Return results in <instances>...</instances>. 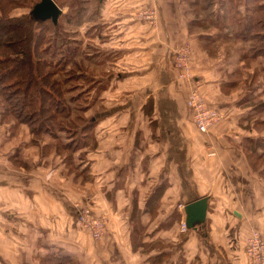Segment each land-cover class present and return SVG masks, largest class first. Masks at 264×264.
<instances>
[{
	"label": "crops",
	"instance_id": "1",
	"mask_svg": "<svg viewBox=\"0 0 264 264\" xmlns=\"http://www.w3.org/2000/svg\"><path fill=\"white\" fill-rule=\"evenodd\" d=\"M83 2L94 10L78 12L84 35L71 39L92 47L114 71L101 74L98 66L93 74L100 107L90 140L71 151L70 164L62 162L68 154L20 147L9 162L39 181L26 177L22 188L24 179L15 178L10 190L0 179V210H29L26 226L36 248L40 242L78 264H249L247 236L257 229L264 237V155L258 148L264 118H250L231 60L215 52L227 41H213L186 0ZM152 7L159 10L154 23L140 15ZM185 42L194 78L179 79L173 58ZM192 91L224 115L208 134L191 121L186 97ZM256 96L264 99V86ZM200 199L206 200L203 222L182 232L184 208ZM75 204L105 217L101 239L75 227Z\"/></svg>",
	"mask_w": 264,
	"mask_h": 264
},
{
	"label": "rangeland",
	"instance_id": "2",
	"mask_svg": "<svg viewBox=\"0 0 264 264\" xmlns=\"http://www.w3.org/2000/svg\"><path fill=\"white\" fill-rule=\"evenodd\" d=\"M9 1V3H5L0 0L1 7L6 11L3 15H0V17L2 16L0 23L4 25L8 24V22L11 24L14 23L18 28L14 29V31L10 33L11 35L7 34L9 33L7 30L0 34V64L4 61L5 64L8 66L12 65L13 68L16 67L15 62L19 64L23 61H27L32 65L35 58L31 54V51H36V53L39 52V49H41L42 46L45 47L50 41H56V46L61 47L63 50L67 49L68 44L64 43L62 39L56 40L55 35L57 31L55 26L57 24H60L62 28L65 24V27L68 28L69 31H72L71 34H69V39L73 36L76 39H82L84 29L80 30L77 26L80 24V21H83V18L78 16V12L88 8L90 9L89 12H91L92 9L94 10V7L92 6L87 7V4L83 2L84 0H57L59 6L61 7L62 5L66 11L64 17L61 15L58 17L55 25L50 20L41 21L40 25L34 23L28 25L25 21H7V17L28 18L31 3L33 4L36 1L40 2V0ZM206 1L207 0H186V3L189 2V5L187 6L195 12V15L198 14L200 16L201 23L210 33L213 41H223L224 43L227 41L226 44H224L225 47L221 46L222 49H216L215 52L219 53L226 59L231 60L229 66L233 73H235L232 76L234 79H238L237 81L239 82L241 89L246 91L243 98L250 101L248 105L251 107V112L249 114L251 115L250 118L259 121L260 118H264V99L257 98L256 96L259 85L264 86V74L262 73V68H264V40L259 41L258 39H249L248 35L243 34V29L246 24L247 27H250L253 26L258 19H263L264 11L260 10V12V8H257L256 13L251 16L252 8L254 7L256 9V3H258V0ZM247 1L253 3L247 4ZM259 2L264 5V0H260ZM152 11H154V19L151 20V22L154 23V20L157 21L159 18L158 7L145 9L140 15L144 18L147 16L150 17L153 15ZM88 20L92 21L93 16L88 17ZM40 28L42 29L40 30ZM43 28H49V30L47 31ZM24 32L27 34L26 39L23 37ZM39 33L44 40L39 41L38 44V42L36 43V36L34 35ZM87 34H90V29L87 30ZM17 37H21V40L19 41V38ZM47 37L50 38L49 42ZM231 38L234 40H231ZM69 41L72 42V40ZM69 41L67 42L70 43ZM42 42L46 43L42 44ZM76 42L69 44L68 49L71 50L73 54L74 50L76 51L75 55L70 54L69 59H73L72 63L74 64L75 62L78 66L75 67L72 64H68L65 70L66 72L76 73L73 74V76L76 77L77 75V77L73 82L68 81L60 84L63 73L56 72L49 79L50 81L56 80L57 83H59V89L62 91L60 98L62 103L64 102L68 107V121L73 122L72 125L68 123L66 120L67 118H64V115L57 114L56 112H54V114L57 118L55 119L54 124L51 125L50 129L46 126L49 123L43 121L46 119L45 117L43 120L38 121V123L36 122V119H34L33 121L36 123L31 126L25 121L27 120L26 116L31 118L30 115L35 114L38 108V102H40L41 108L44 107L43 105H47L48 108L50 107L51 102L53 101L49 99L47 100L46 98L44 104H42L40 100H34L33 107L36 110L34 113H31L32 109L30 107L26 108L25 106L23 108V111L26 108L24 115H22L23 111H21V114L19 112V115L13 114V104L15 105V108L20 111L19 100H21V102L22 100L27 101V104H29L30 96L28 95L29 97H24L21 93L18 94L17 92L15 93L16 95H14L13 87L10 88L12 90H7V84L12 79L8 74L10 68H8L3 75L4 71L1 70L2 66L0 67V179H6L7 182L10 183L8 185V189L10 190L13 188L12 181L15 178L24 179L21 181L22 188L26 187L24 184L25 179H28L26 177L31 178V180L39 181V178L36 177L37 175L30 171H15L13 162H9L10 158L19 155L20 147L25 146L24 149L29 150L31 149L30 147L37 146L41 155L52 154L60 158L63 155L68 154L67 159L65 158L62 162H68L70 164L71 151H74L78 147L76 144L82 141L89 142L90 140V128L88 127L86 130H83L82 128L86 123H93L95 120V112L100 107V101L93 93L95 85L92 79L93 74L98 71V66H102L100 71L101 74H114V71H110V65H107L105 61L100 60L101 58L99 54L92 47L83 46L78 40ZM9 44L11 45L8 48ZM50 44H52V42H50ZM185 44H187V42H185ZM28 55H30L31 58L27 59ZM39 57H41V55ZM110 58V56L105 55L106 60H109ZM6 59L11 60V62L8 64V62L5 61ZM79 71L81 72L82 77H78L77 72ZM241 71H244L245 76H243V78H246L244 83H241L243 82ZM259 75L262 77V82H260V84L256 81ZM11 76H13V74ZM33 89L37 90L38 88L34 87L32 90ZM36 90L33 92L40 97L41 92L39 90L36 92ZM261 95H263V93H261ZM259 96L260 95H258V97ZM71 98L77 101H72ZM51 109L56 110L55 106H51L50 110ZM45 115L48 117V114ZM69 141L71 142L69 143ZM45 142L47 143L46 145H44ZM63 148H66L67 150H62ZM4 156H7L6 160ZM30 174L32 175L30 176ZM6 204L12 205V200H9L8 197ZM4 210H0V214H5L4 219L0 216V264H57L52 260L51 262L46 259V256L52 251H49L47 247L40 245V242H38V248L32 243L33 238L30 237L29 227L26 226L27 222L30 221V219L27 218L30 211L17 208H6ZM91 239L96 241L93 238ZM44 243L45 242H43V244ZM66 257L69 256L67 255ZM68 264H78V262L71 259Z\"/></svg>",
	"mask_w": 264,
	"mask_h": 264
},
{
	"label": "trees",
	"instance_id": "3",
	"mask_svg": "<svg viewBox=\"0 0 264 264\" xmlns=\"http://www.w3.org/2000/svg\"><path fill=\"white\" fill-rule=\"evenodd\" d=\"M2 1L7 3L9 0H2ZM259 1L260 0H258V3H256V9L254 7L252 8L251 16L254 15V13H256L257 8H260L259 11L260 10L264 11L263 10L264 5ZM9 2H11V1H9ZM206 2H208V0ZM37 3H38L37 1L34 2L33 4L31 3V5L29 7L30 11ZM248 3H253V2L247 1V4ZM248 11H249V9H248ZM5 12H6L5 9H3L0 5V15H3V13H5ZM1 17H0V21H1ZM7 19H8L7 21H15V22L25 21V23L28 25L33 24V23L40 25V23H41V21L34 20L33 18L29 17V15H28V18H26V19L25 18H8V17H7ZM23 19H25V20H23ZM14 26H17V25L14 23L11 24L10 22H8V24H6V25L0 23V34L3 33L4 31L6 32V30H7V32L9 31V33H7V34L11 35L10 33H12L14 31V29L18 28V26L17 27H14ZM263 26H264V18L258 19V21L255 24H253V26L247 27V24H246L244 29H243V34L248 35L249 39H256V40L258 39L259 41H263L264 40ZM41 29L42 28H40V30ZM43 29L47 30V31L49 30V28H47V29L43 28ZM55 29L57 31V33L55 35L56 40L62 39L64 41V43L68 44V48H69V44H71L72 42H76V40L69 39V36H70L69 33L64 32L63 28L60 26V24H57L55 26ZM34 36H36V43L38 42V44H39V41L44 40V39H42L43 37L41 36L40 33L37 35H34ZM23 37L25 39L27 37V34L25 32H24ZM13 38H15V37H13ZM17 38H19V37H17ZM68 39L72 40V42H70ZM18 40L20 41L21 37ZM47 40L49 42L50 38L47 37ZM67 41H69L70 43H68ZM13 42H16V41H13ZM50 42H52V44H50ZM50 42L47 43V45L45 47L42 46V48L39 49L40 51L37 53H36V51H31L32 52L31 54L35 58V61L32 65L30 63H28L27 61H23L22 63H19V64L17 62H15L16 67H14V68L12 65L8 66L7 64H5L4 61H2L0 64V67L2 66L1 70L4 71L3 75L6 73L8 68H10V71L8 74L10 77H12V79L7 84V90H12L10 88L13 87L14 95H16L15 93L17 92L18 94L21 93V95H23L24 97L30 96L29 97L30 98L29 104H27V101L22 100V102H21V100H19L20 111H18L15 108V105L13 104V107H14L13 114L19 115V112L21 114V111H23V108L25 106H26V108L30 107L32 109L31 113H34L36 111L35 108L33 107L34 100H40L42 104L45 103L46 99L53 101V102L49 101V102H51L50 107L55 106L56 110H53V109L50 110V107L48 108L47 105H43L44 107L41 108V104H40V102H38V104H37L38 108L36 107L37 113L35 112V114H31L30 115L31 118H28V116H26L27 120H25L31 126V125H34L36 122L38 123V121L43 120V118L45 117L46 119H44L43 121L44 122L47 121L49 123L46 125L48 127V129L51 128V125L54 124L55 119L57 118V116L54 114V112H56L57 114L64 115V118H67L66 119L67 121H68V117H69L68 109H67L68 107L66 106V104L64 102L62 103V100L60 98L62 91H60V89H59L60 88L59 83H57L56 80L50 81L49 79L54 73L61 72V73H63V75H62V79L60 81V84L62 82H68V81L73 82L74 79L77 77V75L75 77V76H73V74H76V73L66 72L65 69L68 66V64H72L75 67L78 66L77 63H75V62H74V64L72 63L73 59L72 60L69 59L70 54H73V52L71 50H69L68 48L63 50L61 47L56 46V41H50ZM43 43L45 44L46 42H42V44ZM10 45L11 44L8 45V48ZM75 53H76V51L74 50L73 55H75ZM40 55H41V57H39ZM28 58H31V56L28 55L27 59ZM5 61H7L8 64L11 62V60H7V59ZM77 73H78V77H82L81 76L82 74L80 71ZM12 74H13V76H11ZM33 75H34V77H33ZM34 87L38 88L37 90H39L41 92V94L38 93L41 95L40 97L38 95H35V92H33L36 90V89L32 90V88H34ZM37 90H36V92H37ZM7 100H8V98H7ZM71 100L77 101L73 98H71ZM26 108L24 109L22 115H24ZM45 114H48V117ZM34 119H36V122L33 121ZM68 123L71 125L73 124V122H69V121H68ZM91 124L92 123L84 124L82 129L86 130L88 127L91 126ZM70 142L71 141H69V143ZM79 143H77L76 145H79ZM259 146L260 147H258V148H260L261 156H262V155H264V141ZM256 148H257V145H256ZM257 149H255L254 153L257 151ZM62 150H67V149L63 148ZM46 259H48V261L52 260L57 264H68L71 261V259L69 257L62 256L58 250H55V252H53V253L51 252L50 254H48V256H46Z\"/></svg>",
	"mask_w": 264,
	"mask_h": 264
},
{
	"label": "built area",
	"instance_id": "4",
	"mask_svg": "<svg viewBox=\"0 0 264 264\" xmlns=\"http://www.w3.org/2000/svg\"><path fill=\"white\" fill-rule=\"evenodd\" d=\"M152 16L145 17L151 21ZM192 54L189 43H183L174 53L173 64L178 69V78H194L191 74ZM186 105L191 113V121L198 132L208 134L210 129L217 125L224 115L213 107H209L197 91L189 92ZM75 226L95 240L101 239L104 234L107 220L103 216H95L89 207L75 204L73 206ZM185 222L180 225L182 232L187 231ZM244 252L249 264H264V237L257 229L251 230L245 240Z\"/></svg>",
	"mask_w": 264,
	"mask_h": 264
},
{
	"label": "water",
	"instance_id": "5",
	"mask_svg": "<svg viewBox=\"0 0 264 264\" xmlns=\"http://www.w3.org/2000/svg\"><path fill=\"white\" fill-rule=\"evenodd\" d=\"M61 14L62 10L53 0H40V2L31 9L29 16L38 21L50 20L55 25ZM205 211V199H200L188 204L184 208L186 227L189 229H195L199 226L204 220Z\"/></svg>",
	"mask_w": 264,
	"mask_h": 264
}]
</instances>
